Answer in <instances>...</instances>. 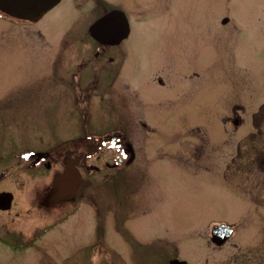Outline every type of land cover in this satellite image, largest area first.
Segmentation results:
<instances>
[{
	"label": "rangeland",
	"instance_id": "rangeland-1",
	"mask_svg": "<svg viewBox=\"0 0 264 264\" xmlns=\"http://www.w3.org/2000/svg\"><path fill=\"white\" fill-rule=\"evenodd\" d=\"M110 1L123 7L130 26V37L123 42L125 50L120 47L127 54L125 72L144 79L137 90L140 103L128 97L126 119L120 102L110 99L105 103L98 98L90 103L89 117H72L67 102L59 101L56 90L43 85L52 77H64L68 84L78 64L86 60L85 51L77 54L75 44L67 43L62 50L56 41L58 36H66L61 33L71 19L65 4L43 25L47 38L39 40L32 34L26 45V34H0V174L4 172L0 191L13 194L11 209L0 211V264H166L171 256L195 263L204 253L205 225L220 221L237 228L239 241L225 247L228 255L237 253L238 247L264 263V211L254 208L258 205L248 202L249 198L244 202L226 191L225 184L211 172L223 174L222 164L218 170L213 166L206 171L201 163L205 154H194V148L217 144L223 148V157L230 159L226 142L231 137L233 141L245 139L252 131V114L264 106V0ZM0 28L7 29L8 24L0 22ZM182 53L189 71L197 77L175 79L176 89L184 92V106L178 109L184 113L178 116L172 113L178 108L172 103L176 91L156 88L154 80L167 74L172 56L179 64ZM124 79L123 75V94L129 84ZM166 79L164 89L169 90L173 81ZM14 85L19 86L15 90L23 87L20 94H38L39 99L9 102ZM133 90L130 86L127 93ZM232 104L244 107L240 113L243 122L235 135L222 119L231 115ZM142 121L152 132L141 135ZM121 124L135 158L129 172L123 174V183L109 181L102 186L101 177L109 172L103 168L95 175L96 181L83 189L94 205L79 200L42 206L57 165L31 169L14 155L34 146L42 148L55 138L70 140L77 130L100 133ZM259 127L264 133V119ZM212 157L217 159L212 154L208 159ZM138 159L143 167L138 166ZM177 159L189 166L181 167ZM240 161V176H264V162L258 161L260 169L251 172V166L245 167V162H251ZM138 179L144 181L142 191L148 197L143 214L123 219V225H128L125 231L108 222L106 245L98 247L93 237L94 206L105 214L115 212L119 206L115 195L134 191ZM240 185L232 187L244 189L245 195L263 192L253 182ZM137 202L131 206L132 212L139 211ZM250 238L256 240L251 246L240 245ZM200 262L205 264V259Z\"/></svg>",
	"mask_w": 264,
	"mask_h": 264
},
{
	"label": "flooded vegetation",
	"instance_id": "flooded-vegetation-1",
	"mask_svg": "<svg viewBox=\"0 0 264 264\" xmlns=\"http://www.w3.org/2000/svg\"><path fill=\"white\" fill-rule=\"evenodd\" d=\"M63 5L67 6L71 19L66 30L61 33L66 34V36H64V38L62 36L61 38L58 36L56 41L60 42L62 50L64 47H66L67 43L75 44L76 53L78 54L80 50L85 51L86 60H83L78 64V67L75 71L76 74L69 80L68 84L64 83V77L62 79H56L55 77H52L50 79H46L43 85L50 87L51 89H55L56 97L59 101L61 100L67 102L72 117H80L81 115L92 113V105L90 103H93L95 99L98 98L100 101H106L105 103H108L110 99L115 100L118 103L120 102L122 104L121 106L123 107V119H126L125 113L127 111L126 102L128 97H132L135 102L140 103L141 99L138 96L137 90L139 91L140 86L142 85L139 83L140 79H144L134 77L132 72L129 70L128 72H125L129 65H127L128 63L125 64V61L127 62V58L124 56L126 53L123 52V50H120V47L125 50V47H123V42L128 40L130 34H128L125 38L117 40L115 35L117 34V31L114 30L118 28V26L121 24V21H123V7L113 4L110 0H60L59 2H55L50 6H48L46 2L44 3L43 0H28L19 3L14 1L13 3L8 4L0 2V22L3 24H8L7 29L0 28V34H26V45L31 43L32 34L39 40H42L45 37L47 38V32L43 28V25L49 16H51L57 9H60ZM108 14H110L109 20L105 21L103 24H99V22L102 21ZM27 48H29V46ZM57 49H59V47ZM31 52L32 49L30 48V54ZM58 54L59 52L57 55ZM61 55L62 53L58 57L60 58ZM182 56L183 57L179 64L175 62V57L172 56V62H167L168 64L166 65L167 74L158 75L154 80V84L156 83V88L162 87L161 89L167 92H174V90L176 91V101H172V103H177L178 108L175 109L174 107L172 113H176L178 116L184 113V111L178 110L184 106V100L182 99V94L184 92L182 89L179 91L176 89V81L179 79L188 80L191 79V77H197L195 72L189 71L187 63L184 62L185 54L182 53ZM155 63L157 62L154 60V64ZM177 66L182 67L179 70L176 68ZM123 75L126 79L124 80H128V83L130 84H125V87L127 88L124 94ZM164 76L165 78L168 77L166 80L170 83L173 81V85L170 86L169 90L164 89L166 82ZM176 77H178L177 80H175ZM147 78L148 76L145 79ZM130 86L133 87L134 90L130 91V94H128V87ZM16 87L19 86L14 85L11 87L13 95H11L9 102L13 104H22L31 100L39 99L38 94H31L30 92L28 94L27 92H24V95L20 94L23 87H20L21 91L15 90ZM35 87L38 86L36 85ZM52 97L54 96L52 95ZM118 98L120 99L118 100ZM168 101L170 102V100ZM80 104L83 105V109H80ZM263 107L259 108L258 111L252 114V131L245 139L242 141H240V139L233 141V137H231L230 142H226V152L230 159L223 157V148L217 144L214 146L211 145L209 148L208 144L206 143L205 148L204 145L194 148V154H205V159L201 160V163L205 164V169H207L206 171H210L208 169H211L213 166H217L215 170H218L222 164L224 171L223 174H216L214 171L211 172L215 173L213 176H216L219 180H221V182H223V184H225L224 188L226 191H231L235 197L244 202H246L249 198L250 201L248 202L258 205V207L253 206L254 208L264 211V176L246 175L248 176V179H246L243 177V175L240 176V174H238L239 171H241L239 169L240 166L238 163H241L240 160L242 159L251 162H245L246 168L249 169V166H251V172L255 171L252 168H256L257 170L260 169L261 163L259 164L258 161L264 162V133L262 132V128L259 127V125L263 124ZM120 109L122 111V108ZM229 111L231 115H226L222 117V119L225 124H229L231 127L232 124L236 122L235 125L237 124V126L232 128L235 135L236 128H238L243 122V120H241L240 113L243 112L244 109L239 104H232L229 108ZM17 112H19V110ZM257 118H259L258 122H255ZM258 123L260 124L258 125ZM140 126L141 130H143L141 135H146L152 132L151 126L147 125L145 122L142 121ZM75 134L76 135L72 136L70 140H57L55 138L50 142V144H46L42 148L36 149L34 146V148L26 149V154H24L22 158L26 160L29 166L32 167L38 166L40 168L50 169L53 163L57 164V166L60 168L59 170L63 168L65 162L73 161L74 165L80 171L82 178L89 180V184L87 186L92 185V183L96 181L95 175L98 174L101 169L98 165H95V163L99 162V165H102L105 170L109 171L102 175L100 180L101 182L113 181L114 183L119 182L122 184L123 181L121 180H123V174L125 175L127 172H129L127 170L128 166L130 162L134 161L135 159L133 146L128 142L125 129L123 130V127L122 129L112 128L111 130L102 134L100 137H95V133L91 131H83L81 133L79 130H77ZM105 134H108L106 136L107 142H105L102 146L95 148L92 154L85 156V150L87 147L92 144L96 145L97 142L99 143ZM80 137L82 140L81 142H79ZM262 138L263 142H261ZM54 150L59 151L56 154L51 153ZM81 150L84 151V153H81ZM38 152L44 153L43 157L40 159L38 155H36ZM106 154H109V157L106 156ZM211 154L217 159L214 160L213 157L208 159V156ZM104 157H108L109 159ZM220 157H222V159ZM83 159L85 160L84 162ZM91 159L93 163H88ZM177 161L181 167L189 166L187 165V161L183 159H177ZM138 163V166L143 167L139 159ZM140 174L141 177L144 176L141 170ZM140 176L138 177L140 178ZM241 177H243V179H240ZM243 181H248L250 183L253 182L255 185L257 184L258 188H261L263 191L258 194L259 196L261 195V197L253 195L252 192H247L245 195L246 191L244 189L237 191V187H232L234 185L237 186V184L241 186L240 184ZM143 182L144 181H142V179H140L138 182H135L136 188L134 191L127 192L126 194H123L122 192L118 195H115V197L118 198L117 202L119 206L117 207V210L111 214H105V212L103 213L100 211V208H95L94 206L93 237L96 244H98V247H103V245H106L105 239L108 222L112 225L117 224L121 230L125 231L128 228V225L126 222H124L125 225H123V219L130 220V218H135L133 215H137L139 217L141 214H143L142 209L146 206V201L148 199L145 192L142 191ZM230 183L232 184L231 186ZM84 188L85 187H80L77 190L75 196L71 199L62 200L51 205L70 201L77 202L79 200H87L89 204L94 205L92 197L88 196V193L83 190ZM134 197H136V199ZM135 201L140 208H138L139 211L132 212L131 206L136 203ZM42 202L43 201H41V205L43 206ZM120 222L121 224H119ZM225 223L230 226L232 233L228 238L223 240L224 235H220V232L216 231L217 228L214 227ZM205 228L206 229L202 237L204 238L203 243L206 247H202L204 251L202 257L198 258L195 263L184 260L186 264H202L200 260L203 258L205 259V264H260L259 261L256 260V256L251 254L250 251L245 253V251L239 250L237 247V253L228 255L225 252V247H227L231 241L235 239L237 242L239 241L237 239V228L234 224L229 223L228 221L210 222L205 225ZM41 231L45 230H38V232ZM132 240H135V237L132 238ZM255 241L256 240L252 238L249 241L241 242L242 244L240 243V245L251 246L253 243H255ZM233 246L236 247L235 244H233ZM159 256L160 255H158V257ZM175 258L176 256H171L169 260ZM135 259H137V257H135Z\"/></svg>",
	"mask_w": 264,
	"mask_h": 264
},
{
	"label": "water",
	"instance_id": "water-1",
	"mask_svg": "<svg viewBox=\"0 0 264 264\" xmlns=\"http://www.w3.org/2000/svg\"><path fill=\"white\" fill-rule=\"evenodd\" d=\"M1 2L8 4L17 1V3L27 0H0ZM59 0H43V2L47 3L48 6L57 2ZM47 6V7H48ZM110 16L108 15L105 19L99 22V24H103L105 21L109 20ZM123 21L118 26V28L114 29L117 31L116 37L117 40L125 38L129 33V27L125 16L123 15ZM114 35V34H113ZM87 181L81 179L77 169L71 164H67L63 171L57 174L51 184V187L43 199V205L47 206L53 202L69 199L71 198L76 190L82 186L86 185ZM12 201V194L10 192H0V210L5 211L10 209ZM170 264H183L179 261H172Z\"/></svg>",
	"mask_w": 264,
	"mask_h": 264
}]
</instances>
